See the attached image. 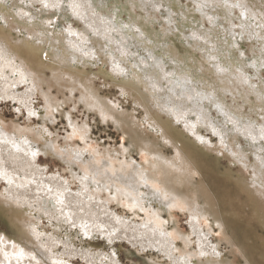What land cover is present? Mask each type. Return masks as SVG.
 Segmentation results:
<instances>
[{
	"label": "bare ground",
	"instance_id": "6f19581e",
	"mask_svg": "<svg viewBox=\"0 0 264 264\" xmlns=\"http://www.w3.org/2000/svg\"><path fill=\"white\" fill-rule=\"evenodd\" d=\"M39 1L42 0L0 2V101L15 102L19 105L17 111L23 108L30 117L41 118V112L35 111L31 99L35 100L41 85L50 86L42 77L45 70L54 76L55 85L59 86L58 78L63 75L67 82L89 94L97 89L84 68L104 59L111 66V76L119 79L117 87L122 95L152 114H147L144 121L154 137L160 141L169 138L171 144H179L183 149H179L180 154L175 158L167 159L169 163L149 154L155 165L144 164L142 160L117 177L108 169L117 171L111 159L124 157L120 148L104 151L106 159L99 165H88L82 150L70 149L74 152L73 161L64 156L60 159L66 163L71 180L80 185L73 192L68 176L60 173L46 176V167L39 166L40 155H58L52 145L56 138L43 123L34 131L30 125L25 128L0 125V183L5 184L0 193V211H6L28 239H14L7 236V232H0V264H75V258L85 264H122L117 242L155 252L167 264H231L235 249L247 262V251L243 246L238 248L229 234L234 228L220 214L214 194L207 193L198 177V160H192L191 155H195L192 149H214L223 156L200 134L201 128H205V132L209 130L220 138L225 149L222 151L232 158L233 164L254 156L249 167L251 175L239 176L237 186L240 185L239 190L248 198L253 197L250 198L256 204L253 216L261 210L264 226V151L261 150L264 149L261 138L264 128V81L261 80L264 0H188L195 3L192 8L179 0H43L42 9L32 11L30 7ZM220 1L222 5L212 6ZM44 2L48 7L44 8ZM55 5H59L56 17L49 16V7ZM12 9L14 14L10 12ZM123 12L128 16L126 25L121 21ZM139 12L144 13V18ZM210 14L213 17H209ZM74 18L83 24V30L70 27L72 29L65 32L62 23L71 26ZM91 19H99V25L117 39L112 42L104 37ZM203 20L209 22L208 28L202 25ZM234 22H237V30ZM9 28L17 31L16 37ZM29 37L31 39H27ZM119 38L122 41L117 43ZM244 42H250L251 50L257 53L244 56L247 53L243 50ZM110 43H116L117 48L108 49ZM211 46L214 48H209ZM198 51L205 63L197 59ZM212 51L216 53L213 57L209 54ZM43 53L51 58L49 63L43 61ZM114 65L118 66L116 70ZM199 68H204L209 75L198 72ZM119 69H124L125 74ZM218 69L220 72L214 73ZM249 72L252 75H248ZM90 75L96 79L99 73ZM257 79L261 81L255 83ZM227 94L232 100L241 99L242 106L227 105ZM91 98L99 100L95 92ZM51 99L47 96L49 106L58 110L57 100ZM88 103L84 99L87 108L91 106ZM244 107L249 109L247 114ZM212 110L223 115L212 117ZM250 115L261 118V124ZM179 122L185 125L193 141L184 139L175 128L174 123ZM29 135L41 136V146ZM239 136L246 141L243 147L236 140ZM69 146L73 147L72 143ZM162 164L167 170L162 168L158 174L147 171V166L155 168ZM138 167H142L141 170H137ZM227 172L229 174L230 169ZM159 177L166 180L155 181ZM120 185L124 186L123 192L118 190ZM110 200L118 205L124 201L134 218L143 213L145 219L140 222L112 210ZM173 209L187 212V231H179L176 225L170 228L168 221L162 219L161 213L171 215ZM231 215L236 219L240 217L235 210ZM42 220L47 227H42L45 225ZM204 220L208 226L203 225ZM216 231L218 240L214 235ZM99 239L105 245L95 250L93 247H97ZM259 256L264 260L263 252Z\"/></svg>",
	"mask_w": 264,
	"mask_h": 264
},
{
	"label": "rangeland",
	"instance_id": "374dc122",
	"mask_svg": "<svg viewBox=\"0 0 264 264\" xmlns=\"http://www.w3.org/2000/svg\"><path fill=\"white\" fill-rule=\"evenodd\" d=\"M42 1L37 2L35 5L30 7V9L32 11L36 9L41 10L43 7ZM179 1L182 5L187 4L189 8L195 7V3L191 1ZM217 5H222V2L220 1L218 3L212 4V6ZM49 10V16L56 17L55 15L59 11V5H55L54 8L50 6ZM10 12L11 14H14L13 9L10 10ZM207 13H209V11ZM139 14L142 16V18H144V13L139 12ZM120 15L122 23L126 25L128 19L126 12H123ZM209 17H213L212 14H210ZM7 20L9 21V19ZM91 21L95 22V24L98 25L97 31H100L104 37L108 38L112 42L114 41V39H117L113 37L116 36L115 34H108V31L104 29L102 24L99 25V19L95 21L91 19ZM236 23L237 22H234L233 24H235L237 30ZM202 25L205 28H208L209 22L207 20H203ZM70 27L80 31L83 30V24L77 21L75 18L72 21L71 26H68L67 22H63L61 28L65 32H67L68 30L72 29ZM151 27L156 30V26L153 25ZM8 30H10L11 33L14 34V37L17 36V31L15 29L11 30L9 28ZM122 32L124 31L122 30ZM230 34L232 36L233 33ZM121 41L122 38H119L117 40V43ZM244 44L243 50L247 52L244 56L251 57L252 52L257 53V51L253 49L251 50L250 42H244ZM114 45H116V43H114ZM114 45L110 43V45H108V49H116L117 47H114ZM209 48L213 49L214 47L211 46ZM209 54L213 57L216 53L212 51ZM196 56L200 62L205 63V61L203 60V55L200 51L196 52ZM41 57L46 63H49L48 59L51 61V58L49 56H47V59L45 58L44 53L41 55ZM103 66H105V68H103ZM84 71L88 74L89 80L94 82L95 89H97V91L94 92L96 93V95H98L99 100H93L94 97L91 98V96L94 94L93 91L87 94L86 91H82V88L80 89L76 87V85L71 84L69 81L67 82L66 77H63V75L62 77L58 78L59 83L57 84H59V86L55 85L54 76H52L50 71L45 70L44 75H42V77H44L45 83H50V86L47 87L45 84L43 86L41 85V88H39L38 91L39 94L34 97L35 100L33 98L31 99V102L35 106V111L41 112V118L38 115V117L36 115H32L33 117H30V115L27 114L28 112L23 108L19 109L21 112L17 111V107L19 105L15 102H12L10 100L0 101V120H2V122L0 121V125H18L19 128H25L27 125H30L31 130L34 131L37 128L43 126L44 124L45 127L49 130L51 136L56 138L55 144L52 145L54 147L55 153L58 155H40L38 159L40 161L39 166L41 168L46 167V176H49V174L57 175L59 173L64 176H68V179L72 184L71 191L76 192L80 185L71 180V176H69V171L67 170L66 163H64L60 159V156H64V159H69L73 161L74 152L71 151L73 149L75 151H77V149L82 150L88 165L91 163L99 165L100 161L105 160L106 154L104 153V151H106L107 149L120 148L119 150H123V158L118 157V160L111 159V162H113L112 166L117 171H113L112 169H108V171L114 177H117L120 174H124L127 170L131 169L132 166L135 167L136 163L137 165L141 164L142 160L144 164L155 165L156 162L153 160V158L150 157L149 154H155L162 160L167 161V163L170 162L167 159H173L175 158V155L180 154L179 149L183 148L179 144H171L169 142V138H167L165 141H160L159 138L157 139L154 137V133L149 130L150 127L144 121V118L147 114L150 116H152V114L147 112V109L145 110L139 106L136 107L135 103L131 99L122 95V91L119 87H117V85H119V79L116 80L111 76V66L106 60L102 59L101 61H99L98 64L93 66L87 65L84 68ZM201 71L202 73L209 75V73L205 72L204 68H199L198 72ZM93 72L99 73V76H97L98 78H92L90 73ZM215 72H220V69L214 71V73ZM249 73L250 74L248 75H252L251 72ZM223 74H226V72H223ZM261 80L264 81V71L263 73H261ZM261 80L257 79L255 80V83ZM85 89L89 91V87H86ZM21 91L24 92L25 89L21 87ZM46 94L47 96H49V99L52 98L51 100H57L55 104L59 106L58 110L57 108H51V106H49ZM84 99L89 101L88 104H91L89 108L92 109L87 108L88 105L84 106ZM225 102L227 105H233L234 107L242 106L243 104L242 100L237 97L235 98V100H232L230 94H227L225 96ZM49 108H51V110H49ZM243 111L245 114H247L249 109L247 107H244ZM211 115L212 117H216L222 116L223 114L219 113L217 110H212ZM250 117L256 119L257 122L261 124V118L256 117L255 115H250ZM165 118L166 116L163 115V119ZM71 124H73V126H71ZM174 124L175 128L177 127V129L180 130L181 135L184 136V139L186 138L188 140L189 138L190 141H193V136L188 134L184 129L185 125H181V122ZM232 125L234 124H230V126ZM31 130H28L27 132V129H25L27 133L33 134ZM234 130L235 129L232 128V131ZM200 134L210 140L212 143L211 145H214L216 148H218L223 156H221L214 149L207 151H202L201 149H199L200 151H194L192 149L193 153L195 154L191 155L192 160H198L197 165H200V167H198V177L205 184L207 193L212 195L214 194L213 196L215 198V202L217 201L216 203L220 208V214L224 216L228 222H230V227L234 228L231 232L229 231V234H231L235 242H237L238 248H240V246L244 247L245 251H247V258L249 259L246 262L243 256L237 255L238 250L235 249L234 251H236V255L231 258V264H264V260L259 256L261 252L264 253V226L263 221L261 219L262 212L260 210L256 213V216H253V211L256 209V204L250 199L253 197L248 198L247 195H245L241 192V190H239L240 185L238 184L237 186V179L239 178V176L247 178L251 175L252 170L249 167L254 162V156L249 155L247 156L246 160L240 159V163L233 164L232 158L223 153L222 150L225 149L220 142V138L216 134H213L211 131L209 132V130L205 132V128H201ZM51 136H49V138H52ZM31 137L34 139L36 138L35 141L37 142V144L43 141V138L39 135H32ZM236 140L238 141V145L242 147L246 143V141L241 136L236 138ZM70 143H72L73 145V147L71 148L69 146ZM252 143L255 145L254 142ZM233 147L236 149L235 146ZM261 150L264 151L263 148ZM66 153H68L69 155L66 156ZM89 156L91 157L89 158ZM117 162H124L128 165L120 166ZM162 165L163 166L156 165L155 168L147 166V171L154 174H158V172L162 168L167 170V166L164 164ZM81 166L83 168H87L85 164L81 163ZM141 168L142 167H138L137 170H141ZM229 169L230 173L228 174L227 171ZM238 169L244 170L245 172L239 171ZM73 170L77 171L78 169L73 168ZM85 173L88 176H91L89 172L85 171ZM197 178L194 179L196 183L198 180ZM165 180L166 178L163 179L162 177L155 179V181L161 182H164ZM116 185L117 182L115 181L114 186ZM4 187L5 184L0 183V193L1 190L4 189ZM112 189L113 187H110L111 191ZM181 189L182 191H184V188ZM118 190L123 192L124 186L120 185V188ZM188 193L190 194V192ZM103 195L106 196L105 194ZM122 203V205H118V202L114 200L109 201L112 210L123 213V215H129L130 218L140 222L145 219L143 213H139V217L134 218L131 215L130 210L127 208V204L124 201ZM232 210L239 212V219H236V217L231 215ZM181 211V209H173L171 215L166 212L161 213V217L164 221H168V223L166 222V224L170 228H172L171 226L176 225L177 228H179V231L185 232L188 230L189 218L187 216V212ZM5 213L0 211V232H7V236H11L14 239H22L23 241H27L28 239L26 238V236H24V234L19 231L20 225L14 222L11 216L6 215L7 213ZM249 213L251 214L249 215ZM147 217L149 218V216ZM42 222L45 224L42 225V227H47L46 221L42 220ZM202 223L204 226H208V222L206 220H204ZM48 229L50 228L48 227ZM214 235L215 239L218 240L219 236L217 234V231L214 232ZM243 238H245V241ZM75 240L77 241V238ZM97 243V247H93L95 250H99L103 245H105V243L101 239H99ZM117 243H120L119 245L117 244V249L119 251V254H121L120 257L122 264H167L165 260L159 255H157L155 252L142 251L139 248L132 247L131 244L127 242ZM74 263L85 264L83 261H80L79 258H75Z\"/></svg>",
	"mask_w": 264,
	"mask_h": 264
},
{
	"label": "snow or ice",
	"instance_id": "6c2138e0",
	"mask_svg": "<svg viewBox=\"0 0 264 264\" xmlns=\"http://www.w3.org/2000/svg\"><path fill=\"white\" fill-rule=\"evenodd\" d=\"M0 2H2V0H0ZM44 7H48V4L46 2H44ZM243 15V13H242ZM29 39H31V37H29ZM262 52H264V50H262ZM241 56H243V53H240ZM45 58L47 59L48 54L44 53ZM118 68L117 65H114V70H116ZM119 72L121 74H125V70L124 69H119ZM261 138L264 139V128L261 129Z\"/></svg>",
	"mask_w": 264,
	"mask_h": 264
}]
</instances>
